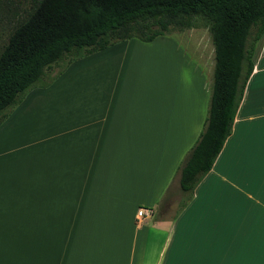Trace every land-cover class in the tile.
I'll return each instance as SVG.
<instances>
[{
    "label": "crops",
    "instance_id": "obj_1",
    "mask_svg": "<svg viewBox=\"0 0 264 264\" xmlns=\"http://www.w3.org/2000/svg\"><path fill=\"white\" fill-rule=\"evenodd\" d=\"M172 40L75 61L0 126V264H264V38L231 135L192 195L179 166L204 109L165 97L179 72L141 52Z\"/></svg>",
    "mask_w": 264,
    "mask_h": 264
},
{
    "label": "trees",
    "instance_id": "obj_2",
    "mask_svg": "<svg viewBox=\"0 0 264 264\" xmlns=\"http://www.w3.org/2000/svg\"><path fill=\"white\" fill-rule=\"evenodd\" d=\"M3 18L15 23L0 49V126L31 90L49 87L75 61L129 39L149 43L206 27L215 62L210 108L179 168L180 188L191 195L231 135L264 38V0H0Z\"/></svg>",
    "mask_w": 264,
    "mask_h": 264
},
{
    "label": "rangeland",
    "instance_id": "obj_3",
    "mask_svg": "<svg viewBox=\"0 0 264 264\" xmlns=\"http://www.w3.org/2000/svg\"><path fill=\"white\" fill-rule=\"evenodd\" d=\"M23 7L28 9L29 5L25 4ZM24 14L20 17V20H22L25 17ZM14 23L15 22L12 19L11 20H7L6 18L0 19V49L7 42L13 30ZM171 39H173L175 43L178 44L176 46H178L179 48L175 47L174 45L175 43L173 44L170 43L171 44L170 45L165 43L163 44L162 42L161 45H155L153 49L151 48L148 50L147 47L141 48V52H145V53L147 52L148 54L157 52L158 57L162 56V58H155V59L156 61L157 59L158 60L161 59L162 60L161 62L165 69L169 67L170 63H173L174 76L175 74L177 75V73L179 72L178 80H177L178 82L176 84V80L174 81V86L172 87L173 90L166 91L165 97L176 98L181 102H184L186 105L187 104L191 105L192 102H194L196 105L200 104L201 107L204 109V114H205L204 126H205L206 120L208 118L210 101L212 96L213 72H214V64H215L214 47L212 44L209 30L200 24L199 28L172 30L169 34L165 35L164 37H159V41H164V42H167L168 40L171 41ZM263 42L261 43V46L263 45ZM176 48L177 50H175ZM174 51L182 52L186 56L185 58L189 60L187 62L186 59V64L188 63V69L186 70V72H183V66H181V62L179 63L180 67L177 71L176 68L177 60L176 57L173 55ZM193 67L199 70L200 73L202 72V74L204 75V80H207L208 86H205L204 90L202 89V86L198 84V80L194 79V77L191 76L192 74L191 75L189 74L188 70L191 71ZM59 69L60 68L58 67H54L52 70L48 72V74L50 76L54 75L55 73H57ZM198 107H196V109ZM204 126L201 130V133L204 130ZM194 145L192 147H194ZM192 149L193 148L189 149L188 152L185 154L184 158L180 163L179 168L182 166L183 162L185 161V159L187 158L188 154L191 152Z\"/></svg>",
    "mask_w": 264,
    "mask_h": 264
},
{
    "label": "built area",
    "instance_id": "obj_4",
    "mask_svg": "<svg viewBox=\"0 0 264 264\" xmlns=\"http://www.w3.org/2000/svg\"><path fill=\"white\" fill-rule=\"evenodd\" d=\"M144 214H145V211H144V210H140V211L138 212V215H139L140 217H142Z\"/></svg>",
    "mask_w": 264,
    "mask_h": 264
}]
</instances>
